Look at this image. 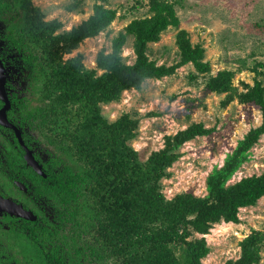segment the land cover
I'll use <instances>...</instances> for the list:
<instances>
[{"label":"trees","instance_id":"1","mask_svg":"<svg viewBox=\"0 0 264 264\" xmlns=\"http://www.w3.org/2000/svg\"><path fill=\"white\" fill-rule=\"evenodd\" d=\"M33 1L0 0V57L5 65L13 63L23 75V85L31 88L32 105L27 101L18 107L22 120L29 111L33 130L46 138L48 169L45 177L33 173L32 200L24 204L37 218L0 223V234L17 240L26 264H201L210 249L194 234L207 235L221 222L238 224L239 210L264 197V174L227 185L264 136L263 80L241 83L239 91L232 71L206 76L210 65L204 49L179 28V0H148L150 15L131 20L118 32L110 52L97 54L94 69L85 68L80 54L66 61L63 56L106 31L116 11L96 4L87 19L61 31L62 23L44 21ZM169 27L177 29L179 60L158 66L149 59L148 45L159 42ZM128 38L133 41L132 64L121 56ZM188 64L195 72L190 78L203 75L208 91L225 95L224 107L235 100L252 105L261 123L237 142L223 166L208 175L206 196L182 193L166 200L160 182L170 177L167 170L178 160V149L212 129L192 124L165 136L164 147L141 162L129 144L138 121L122 114L110 122L101 114V105L118 102L124 91L140 90L146 80L171 76ZM251 70L264 77L263 63ZM263 245L264 233L253 231L241 241L238 259L225 264H258ZM10 263L14 261L6 259L0 245V264Z\"/></svg>","mask_w":264,"mask_h":264},{"label":"rangeland","instance_id":"2","mask_svg":"<svg viewBox=\"0 0 264 264\" xmlns=\"http://www.w3.org/2000/svg\"><path fill=\"white\" fill-rule=\"evenodd\" d=\"M147 3L148 0L33 1L44 21L62 23L61 31H69L87 19L96 4L116 11V18L106 31L85 39L71 54L63 56L66 61L77 54L82 55V64L87 69L96 68L97 54L101 50L110 52L111 40L131 20L150 15ZM74 4L79 5L69 11L67 8ZM175 11L179 28L188 33L193 45H201L205 51L204 60L210 65V73L206 76H215L222 70L232 71L235 74L233 86L239 91L242 90L241 83L251 85L253 79L263 80L264 85V77L251 70L258 62L264 64V0H179ZM176 32L177 29L169 27L161 34L159 42L148 45L149 59L158 66L164 64L169 67L178 62ZM132 43V38H128L121 53L126 64H132L135 58ZM191 73L195 72L190 64L182 66L171 76L146 80L140 90L124 91L118 102L101 105V114L110 122L122 114H129L138 121L136 137L129 144L141 162L164 147L165 136H173L192 124L200 123L212 129L211 134L196 137L178 149V160L167 170L170 177L160 182L161 193L166 200L182 193L199 198L206 196L208 175L214 168L223 166L237 142L261 123V114L256 107L240 104L237 100L224 107L225 95L208 91L205 88L206 77L199 75L193 80ZM261 174H264V136L250 150L248 161L227 185ZM0 219L13 222L5 214H1ZM238 219V224L221 222L213 225L207 235L194 234L195 238L203 237L210 249L201 264L234 261L240 255L239 245L244 238L253 231L264 233V197L255 206L240 209ZM7 239L6 244L12 241L9 236ZM15 250L10 252L13 259L26 264L23 252ZM260 258L258 264H264V245Z\"/></svg>","mask_w":264,"mask_h":264},{"label":"flooded vegetation","instance_id":"3","mask_svg":"<svg viewBox=\"0 0 264 264\" xmlns=\"http://www.w3.org/2000/svg\"><path fill=\"white\" fill-rule=\"evenodd\" d=\"M0 61L6 78L4 94L8 101V108H6V103L0 97V112L4 111L7 121L18 130L22 141L21 144L14 130L0 125V196L8 198L20 204L25 210L30 211L33 218L25 221H32L37 217L34 215L32 209H28V207L26 209L24 204H27V202L31 203L32 200L33 173L40 177H45L44 170L48 169L46 165L48 160V145L46 138H44L39 131L33 130L29 111H25V120L23 121V112L21 108L18 107L19 104L26 103L27 101L32 105L30 101L32 97L31 88L23 85V75L20 74L13 63L5 65L1 57ZM40 149L42 155L39 153ZM27 151L31 153L34 160L40 166L43 175L37 174L33 168L28 165L25 159ZM17 183L23 186L24 190L21 189ZM1 214L8 215L13 219V222L7 223L0 219V223L16 224L20 220H24L6 213H0V215ZM1 231L2 230H0V233H2ZM8 236L12 238V243L6 244L5 241L8 240ZM13 240V237L9 235V233L5 235L0 234V245L3 246L4 256L6 259L14 261V263L10 264H19L20 261L13 259L14 255L11 256L10 254L11 251L14 252L16 251L15 248H17Z\"/></svg>","mask_w":264,"mask_h":264},{"label":"water","instance_id":"4","mask_svg":"<svg viewBox=\"0 0 264 264\" xmlns=\"http://www.w3.org/2000/svg\"><path fill=\"white\" fill-rule=\"evenodd\" d=\"M5 79L6 78L4 76L3 66L0 61V97L6 103L7 106L6 108H8V101L6 100L4 94ZM0 125L14 130L18 140L22 144L18 130L7 121L4 111L0 112ZM25 159L27 160L28 165H30L37 174L43 175L40 166L34 160L30 152L27 151ZM17 185L24 190L23 186H21L19 183H17ZM0 213H6L24 220H31L33 218L32 213L28 210H25L20 204L15 203L8 198H3L1 196H0Z\"/></svg>","mask_w":264,"mask_h":264}]
</instances>
